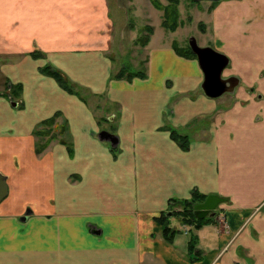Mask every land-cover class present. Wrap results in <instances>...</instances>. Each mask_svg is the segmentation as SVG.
<instances>
[{
  "label": "crops",
  "instance_id": "0c3cea01",
  "mask_svg": "<svg viewBox=\"0 0 264 264\" xmlns=\"http://www.w3.org/2000/svg\"><path fill=\"white\" fill-rule=\"evenodd\" d=\"M109 1L0 0V173L9 188L0 264H264V0H222L202 18L200 44L228 55L224 75L241 79L217 98L201 88L197 57L156 31L145 76L114 77ZM48 63L75 92L42 72ZM104 99L116 157L99 136ZM58 111L69 148L52 142L38 152L36 129ZM197 117L186 148L164 129ZM194 189L225 198L216 209L230 226L178 222L168 240L154 216Z\"/></svg>",
  "mask_w": 264,
  "mask_h": 264
},
{
  "label": "rangeland",
  "instance_id": "374dc122",
  "mask_svg": "<svg viewBox=\"0 0 264 264\" xmlns=\"http://www.w3.org/2000/svg\"><path fill=\"white\" fill-rule=\"evenodd\" d=\"M114 1L115 0L109 1L111 6V12L113 13L112 15L114 16L113 19L114 34L112 35V39H111L112 47L109 49L112 55V59H114L112 61L116 67V70L114 72V77H116V74L123 67L126 68L127 73L136 72L140 70L145 71V66L147 61V54H146L147 50L145 47L150 41V36L155 31L157 33L159 32V34L165 33L167 39L174 38L175 43H178L177 46L180 48L182 47L180 45L189 47V40L192 36H195L197 38L199 44L201 43V41L203 42L204 40L202 36H200V32L204 31V22L202 18L207 16L206 15L207 13L205 14V12H207L208 10L210 11V9L212 8L210 6L217 4V2H211V1L179 0V3L176 6H173L170 0H158L162 6L160 8V7H156V5L152 2V0H118L115 2ZM168 16L169 18H167ZM172 22L178 23L177 27L174 30H171L169 29L168 26L164 25V23L171 25ZM150 27L152 28V30L150 29ZM150 30L151 33H149ZM170 31L176 33L172 34ZM139 37H141L140 41L138 40ZM207 45L212 46L214 48V46L211 44H206L203 46H207ZM34 57L43 58L44 54L42 51H39L34 55ZM49 65L52 68H54V66L51 63H48L45 66H49ZM54 69L58 70L57 68ZM58 71L60 72V74L63 75L65 83L67 82L68 85L72 86V91L71 90L70 91L75 92L76 89L72 84L73 81L70 79V77L63 71L60 70ZM126 76L127 74L124 77H116V78L121 79V78H126ZM200 92L202 93L201 89ZM188 94L192 97H196L198 95V93H194V91H191ZM105 95L106 94L102 95L101 97L104 98ZM112 107L113 106L108 101V99L107 100L104 99V100H100L99 106H97L96 109L98 110L97 115L102 116V118L99 119L100 128L115 132L117 128L113 124L114 120H112L114 119L112 117L114 110L112 109ZM214 115L215 114L213 113L209 117L214 118L215 117ZM52 117L53 120L50 121L49 125H45L46 124L45 120L51 119ZM52 117L42 120L40 126L36 129L38 133L40 132L39 129H43L42 132L45 134V135L43 134L37 135L40 138L39 144L45 142L48 139L50 144L52 142L62 143L64 141L66 147L68 145L69 148V143H71L70 139H72V135L69 134L70 126L68 120L65 118L64 114L61 111L56 112ZM198 119L199 117L195 118L194 120L185 124L183 127L176 126L178 128L170 124L171 122L169 123L167 122L164 124L165 126L164 129L168 130V132L170 131L169 134L172 138H173L172 134H174L175 137H177L178 134L179 136L182 137V141H183L186 138L187 139L190 138L188 134L190 131H188V129L193 128L194 127L193 124L197 123ZM183 135L187 137H183ZM107 147L111 151V153L113 152L114 157H116L117 154H120L121 152L120 145L112 146V144L110 143V146L107 145ZM114 159L117 161L118 158H114ZM183 199H190V201L192 200L191 196L189 198H183ZM183 199L177 198L176 196H172L171 198L168 199L165 209H162L159 213H157V215L154 216V219L163 225V233L165 237L168 234L173 236L178 231L176 230V228L173 227V225H176L178 222H181V224H183L184 227L191 228L194 231L200 229L196 227L195 224H191L187 222V221H193L194 219H191V217L193 216L182 217L181 213H183V211L186 210L185 207L182 205ZM195 203L196 202H194L193 204ZM193 209L194 208L192 206V210ZM221 212L225 213L224 211ZM221 216L223 218L220 217V212H218L216 209L215 216L204 217V218H209L206 220L207 222H205L204 224L215 223L218 226L221 227L222 225L227 229L230 226V223L228 224V217L226 218L225 214L224 216L223 215ZM165 226H169L167 230V234H166ZM235 264H241V263L236 262Z\"/></svg>",
  "mask_w": 264,
  "mask_h": 264
},
{
  "label": "water",
  "instance_id": "95a60500",
  "mask_svg": "<svg viewBox=\"0 0 264 264\" xmlns=\"http://www.w3.org/2000/svg\"><path fill=\"white\" fill-rule=\"evenodd\" d=\"M219 2L222 0H195ZM192 51L196 54L200 67L203 71L204 78L201 88L205 94L211 98H217L226 92H234L241 79L237 75L223 76L224 70L230 63V58L223 52H220L212 46H203L199 44L197 38L192 36L189 40ZM15 106L18 103H13ZM101 139H110L113 145L119 141L118 137L110 131L103 129L99 134ZM6 175L0 173V202L8 194V185ZM225 198L217 194H209L204 201L196 202L193 205L194 213L197 218L206 216H215L217 206Z\"/></svg>",
  "mask_w": 264,
  "mask_h": 264
},
{
  "label": "trees",
  "instance_id": "16d2710c",
  "mask_svg": "<svg viewBox=\"0 0 264 264\" xmlns=\"http://www.w3.org/2000/svg\"><path fill=\"white\" fill-rule=\"evenodd\" d=\"M170 1H171L173 6H176L179 3V0H170ZM152 2L156 5V7H160V8L162 7L158 0H152ZM176 14H177V11H176ZM168 15H170V14H168ZM171 17H172V15H171ZM167 18H169V16ZM177 24L178 23H176V22H172L171 25L164 23V25L168 26L169 29H171V30H174L177 27ZM150 29L152 30L151 27H150ZM151 30L149 31V33H151ZM140 39H141V37H139L138 40L140 41ZM177 50H178V53H180V54H182L184 56L197 57L196 54L192 51L190 45H189V47L186 46L185 48L184 47L183 48H178ZM42 72L45 73V74L53 76L62 85V87L66 88L69 91L70 90L72 91V86L68 85L67 82L65 83L63 75L60 74V72L58 70L52 68L49 65V66L43 67L42 68ZM126 74H127V76H126L127 79H132L136 75L139 76V77H144L145 76V72L142 71V70L136 71V72L127 73L126 68L123 67L116 74V77H124ZM52 120H53V117L51 119L45 120L46 121L45 125H49L50 121H52ZM39 130H40L39 133L36 131L37 135H39V134L45 135L42 132L43 129H39ZM64 130H66V129H64ZM172 135H173V138H175L179 142L181 147H183V148L188 147L189 139L186 138L185 140L182 141V137L179 136L178 134H177V137H175L174 134H172ZM183 137H187V136L183 135ZM48 144H49V139L46 140L45 142L39 144L38 147H37V151L38 152H42L48 146ZM206 197H207L206 194L199 193L197 189H194V191L192 192V196H191L192 200L191 201H190V199H183L182 200V205L186 209V210L183 211V213H181L182 217H191V216H193V217H191V219H194V220L193 221H187V222H189L191 224H195L196 227H198V228H201L202 225L205 222H207L206 220L209 219V218H202V219L197 218L195 216V214H194V209L192 210V206L194 205L193 204L194 202H199V201L201 202V201L205 200ZM187 209H189V210H187ZM185 219H188V218H185ZM168 228H169V226H165L166 234H167ZM172 237H173L172 235H169V234L166 235V238L171 240V241H172ZM196 239H197V237L195 235H193L191 240H190V245H189V247H190L189 249L190 250H194V248L196 247Z\"/></svg>",
  "mask_w": 264,
  "mask_h": 264
},
{
  "label": "flooded vegetation",
  "instance_id": "af4514ba",
  "mask_svg": "<svg viewBox=\"0 0 264 264\" xmlns=\"http://www.w3.org/2000/svg\"><path fill=\"white\" fill-rule=\"evenodd\" d=\"M223 76H225L224 73H223ZM239 84H240V83H239ZM239 84H238V86H239ZM238 86H237V87H238ZM237 87H236V89H237ZM235 91H236V90H235ZM235 91H234V92H235ZM234 92H232V93H234ZM232 93H230V92H226L225 94H229V95H231ZM14 103H15V102H14ZM8 191H9V189H8ZM7 195H8V194H7ZM7 195H6V196H7ZM6 196H5V197H6ZM5 197H4L2 200H4ZM25 217H26V214H25V216H24L23 218L25 219Z\"/></svg>",
  "mask_w": 264,
  "mask_h": 264
}]
</instances>
